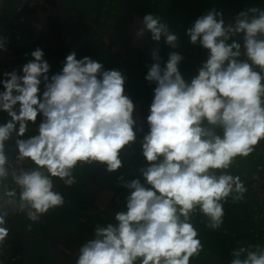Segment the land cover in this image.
<instances>
[{
  "label": "clouds",
  "instance_id": "clouds-1",
  "mask_svg": "<svg viewBox=\"0 0 264 264\" xmlns=\"http://www.w3.org/2000/svg\"><path fill=\"white\" fill-rule=\"evenodd\" d=\"M222 15L209 10L186 30L190 43L208 52L190 83L179 71L180 54L171 52L162 67L159 49L152 52L145 80L156 87L142 142L149 162L141 169L144 183H124L130 190L126 210L115 214V224L96 227L76 264H190L202 249L191 214L198 210L208 227L218 228L221 201L233 191L240 194L237 199L246 191L239 176H217L214 170L228 169L235 157L249 156L264 140V10L241 11L227 26ZM142 25L138 36L148 32L152 41L163 38L176 47L177 35L159 16L145 14ZM236 34H242L246 60L238 59L241 44L228 42ZM7 44L0 36V52L7 51ZM30 55L20 73L4 72L0 79V112L9 117L0 124V181L9 175L5 142L13 133L25 137L40 116L37 134L16 140L18 158L36 167L14 175L21 210L30 206L36 219L64 203L52 178L73 184L78 163L120 169V151L136 140V122L120 71L107 70L89 56L77 59L71 51L62 69L49 75L45 53L37 47ZM4 223L0 215V242L8 235ZM232 257L230 264H264V246L239 247Z\"/></svg>",
  "mask_w": 264,
  "mask_h": 264
},
{
  "label": "crops",
  "instance_id": "crops-1",
  "mask_svg": "<svg viewBox=\"0 0 264 264\" xmlns=\"http://www.w3.org/2000/svg\"><path fill=\"white\" fill-rule=\"evenodd\" d=\"M54 4L64 10H74L93 24L94 29L79 31L6 0L0 14V36L7 38V47L17 53L18 73L32 59L30 53L37 47L51 65L49 75L62 69L71 51L77 53V59L89 56L104 64L105 69L123 74L125 95L134 104L135 126H141L144 133L137 146L128 144L120 151L122 167L114 172H109L107 166L99 162H86L78 163L72 170L74 183L71 185L52 178L53 190L63 196L64 203L36 219L30 215V206L21 210V189L14 180V175L20 173L13 171L12 166L18 154L16 140L37 134L41 117L38 116L35 124H29L25 137L13 133L5 142L9 175L0 181V215L5 221L2 226L8 231L0 242L5 264H76L80 247L94 238L96 227L115 224V214L126 210L130 190L124 183L133 179L144 183L141 169L149 162L143 157L142 142L149 132L147 116L156 87L154 82L145 80L154 62L152 52L159 49L162 67L171 52L180 54L183 59L178 65L179 71L190 83L208 58L207 50L199 44H191L186 35V30L198 17L215 9L223 14L227 26L235 23L241 11L252 7L264 10V0H55ZM148 13L168 23L169 30L178 37L175 48L167 45L163 38L160 42L152 41L148 32L137 35L143 27V16ZM232 40L241 44L238 59L246 60L242 34L233 35L228 42ZM113 44L122 50L111 51ZM3 78L0 74V79ZM0 91H3L2 85ZM8 119L6 113L0 112V124ZM203 126L211 127L206 122ZM216 132L222 134L220 129ZM259 159L257 145L249 156L235 157L228 169L214 170L217 176L224 172L239 176L246 191L239 199L236 197L240 194L233 191L221 201L224 215L218 228L208 227V218L198 210L191 214L190 223L198 232L202 249L190 259V264H230L234 249L264 246V192L254 191L249 182V175ZM29 163L31 171L36 165L30 160ZM9 191H15L16 195L8 196Z\"/></svg>",
  "mask_w": 264,
  "mask_h": 264
},
{
  "label": "built area",
  "instance_id": "built-area-1",
  "mask_svg": "<svg viewBox=\"0 0 264 264\" xmlns=\"http://www.w3.org/2000/svg\"><path fill=\"white\" fill-rule=\"evenodd\" d=\"M6 0H0V14L3 10ZM18 6L23 7L29 11L40 14L50 21H58L68 25L71 28L79 31L92 30L93 24L84 18L80 17L72 9H61L56 4H51L45 0H13ZM111 51L119 52L122 48L113 44L110 46ZM17 53L10 47H7L6 52H0V74L4 72H11L16 70L19 72L17 65ZM3 76V75H2ZM136 132V140L130 142L131 146H137L142 139L144 129L141 126H134ZM260 159L254 170L249 175L250 186L254 191L264 192V140L259 144ZM13 171L21 173L22 171H30V163L28 159L21 160L18 158V154L14 158Z\"/></svg>",
  "mask_w": 264,
  "mask_h": 264
},
{
  "label": "water",
  "instance_id": "water-1",
  "mask_svg": "<svg viewBox=\"0 0 264 264\" xmlns=\"http://www.w3.org/2000/svg\"><path fill=\"white\" fill-rule=\"evenodd\" d=\"M45 1L51 4L55 3V0H45ZM0 264H5L3 257H2L1 249H0Z\"/></svg>",
  "mask_w": 264,
  "mask_h": 264
}]
</instances>
